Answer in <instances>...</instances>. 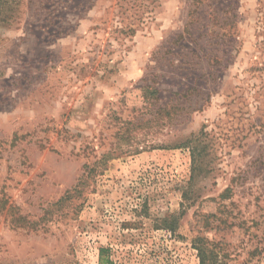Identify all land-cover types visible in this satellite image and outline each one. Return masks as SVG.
<instances>
[{
    "label": "rangeland",
    "instance_id": "374dc122",
    "mask_svg": "<svg viewBox=\"0 0 264 264\" xmlns=\"http://www.w3.org/2000/svg\"><path fill=\"white\" fill-rule=\"evenodd\" d=\"M195 244L264 264V0L0 1V264Z\"/></svg>",
    "mask_w": 264,
    "mask_h": 264
},
{
    "label": "trees",
    "instance_id": "16d2710c",
    "mask_svg": "<svg viewBox=\"0 0 264 264\" xmlns=\"http://www.w3.org/2000/svg\"><path fill=\"white\" fill-rule=\"evenodd\" d=\"M0 1H2V0H0ZM149 93L150 94H156L157 93V90L151 89ZM193 141H194V139L193 140L192 139L191 140H187V142H185L184 145L189 148L190 157H191V165L194 167V166L197 165V162H198L197 157H198L199 153H198V151L196 149V145L193 143ZM105 154L106 153H104L102 155L103 161L106 160V158H107V156ZM92 167H94V165ZM182 195L184 197L186 195V192L185 193L183 192ZM195 247H196L197 252H198V257H199L200 264H205V255H204V248H203V246L201 244H195Z\"/></svg>",
    "mask_w": 264,
    "mask_h": 264
}]
</instances>
